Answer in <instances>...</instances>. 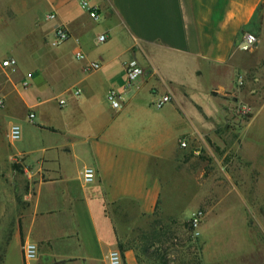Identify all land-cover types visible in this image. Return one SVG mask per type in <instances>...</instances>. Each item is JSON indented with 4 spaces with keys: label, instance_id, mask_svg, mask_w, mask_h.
I'll return each mask as SVG.
<instances>
[{
    "label": "crops",
    "instance_id": "1",
    "mask_svg": "<svg viewBox=\"0 0 264 264\" xmlns=\"http://www.w3.org/2000/svg\"><path fill=\"white\" fill-rule=\"evenodd\" d=\"M82 1L98 9L97 19L88 16ZM263 4L0 0V30L20 24L18 18L20 25L30 26L19 53L0 55V119L7 132L11 124L21 127L24 121L38 138L28 147L8 149L22 159L34 187L32 229L44 241L37 261L108 264L125 221L141 220L145 231L153 227L164 237L168 232L181 235V224L167 227L158 217L165 215L167 202L185 200L190 204L178 214L188 220L200 199L204 173L199 167L210 170L205 174L210 190L201 195L213 192L216 164L202 166L195 158L189 160L188 153L197 154L200 136L215 133L229 105L224 97L240 91V78L242 85H250L247 60L252 52L239 45ZM49 13L54 20L46 19ZM56 25L70 37L54 47ZM103 33L109 40L100 46L97 38ZM77 50L85 60L75 59ZM9 58L16 65L2 67ZM89 62L99 67L85 71ZM128 62L140 66L144 75L124 89ZM110 90L120 95L119 109L107 100ZM164 95L170 100L158 105ZM252 124L245 136L256 131ZM84 167L95 169L90 183L82 180ZM154 245L152 263L162 257L159 242ZM136 255L126 250L121 264H139Z\"/></svg>",
    "mask_w": 264,
    "mask_h": 264
},
{
    "label": "rangeland",
    "instance_id": "2",
    "mask_svg": "<svg viewBox=\"0 0 264 264\" xmlns=\"http://www.w3.org/2000/svg\"><path fill=\"white\" fill-rule=\"evenodd\" d=\"M17 21L22 24L21 18ZM20 24H7L0 30V55L20 52L30 30L29 25ZM249 33L256 38L254 46L245 50L252 52V57L247 60L253 77L250 85H242L240 78V91L224 97L229 105L225 107L226 114L216 125L215 133L200 136L196 148L192 147L197 154L191 150L188 153L189 160L195 158L202 166L216 164L213 192L201 195V191L210 190L211 184L207 185L205 181L208 177L205 174L210 170L199 167L204 173L199 178L200 199L188 220L178 214L190 204L185 200L167 202L165 215L156 219L157 222L161 219L167 227L174 222L183 226L181 235H172V243L160 245V252L164 250L165 255L152 263L155 248L142 253L146 243L160 242L163 234L153 227L145 231L147 228H143L141 220L134 224L125 221L120 225L123 230L117 234L120 255L126 250H134L143 264H161L163 259L168 264H191L189 262L196 259L198 264H264V112L258 113L264 103V4L250 23ZM19 123L21 137L10 143L0 119V264H27L22 256L26 241L35 244L37 249L44 246L43 237L32 229V180L22 159L8 151L10 146L20 149L38 142L34 130L24 121ZM250 123L256 131L245 136ZM222 167L229 179L220 175ZM198 212L201 220L194 227L191 219ZM130 228H134L132 233ZM28 264L65 263L36 260Z\"/></svg>",
    "mask_w": 264,
    "mask_h": 264
},
{
    "label": "built area",
    "instance_id": "3",
    "mask_svg": "<svg viewBox=\"0 0 264 264\" xmlns=\"http://www.w3.org/2000/svg\"><path fill=\"white\" fill-rule=\"evenodd\" d=\"M82 8H84L88 14V16L91 19H97L98 17V9L96 7L89 6L86 2L82 1L81 2ZM47 20H54L55 19V14L54 13H49L46 16ZM69 33L67 30L62 26V25H56L54 27V34H53V39L51 41V45L54 47L59 46L63 42L67 41L69 39ZM107 40L106 34H100L97 38V41L100 43H103ZM256 42V38L254 35L250 33H246L243 36V39L239 45L240 49L242 50H248L254 46ZM75 59L78 61L85 60V55L83 52L80 50H77L75 52ZM2 67H8V68H13L16 65V62L14 59L9 58L5 59L1 63ZM99 67L98 62H89L85 65L84 69L85 71H90V70H95ZM124 69H125V75H126V80L124 83L123 88L128 89L132 87L135 82L144 75V70L138 66L135 62H128L124 64ZM23 87H27L28 83L24 82L22 84ZM107 100L110 103V106L114 109H119L121 107L120 105V95L114 91L110 90L108 95H107ZM170 100V97L168 95L161 96L159 99L158 105L164 104ZM59 105L63 104L62 100H59ZM4 102L3 99L0 98V108L3 107ZM34 115L33 113L28 114V119L31 121L33 119ZM21 137V128L18 124H11L9 126L8 132H7V138L10 142H15L19 140ZM182 147H185V142H182L180 144ZM96 175L95 169L92 167H84L82 170V180L85 183H90L94 180ZM201 220V213L198 212L194 214V216L191 219V224L192 226L196 227L198 222ZM22 256L23 260L28 264L29 262H32L36 259L37 257V248L36 245L31 243V242H25L22 248ZM122 259L121 255L118 250H111L108 253V263L109 264H121Z\"/></svg>",
    "mask_w": 264,
    "mask_h": 264
},
{
    "label": "trees",
    "instance_id": "4",
    "mask_svg": "<svg viewBox=\"0 0 264 264\" xmlns=\"http://www.w3.org/2000/svg\"><path fill=\"white\" fill-rule=\"evenodd\" d=\"M185 225H188L187 222L185 223ZM162 237H164V234H163ZM171 239H172V233H171V232H168L167 234H165V237H164L163 240H161V241H162L163 243H164V242L172 243V242H170ZM154 244H155V240H152V241H150L149 243H146V244L142 247V253H143L144 251L147 252V251L150 249V247L153 246ZM161 244H162V243L159 242V245H161ZM171 245H172V244H171ZM147 249H148V250H147ZM122 251H123V250H122ZM161 254H162V256H164V255H165V251L162 250ZM122 255H123V252H122ZM136 258H137V261H138L139 264H143V261L140 259L139 255H136ZM189 263H191V264H192V263H193V264H198V260L196 259L195 262L190 261ZM161 264H168V263L165 262V259H163ZM182 264H188V263L185 262V263H182Z\"/></svg>",
    "mask_w": 264,
    "mask_h": 264
}]
</instances>
